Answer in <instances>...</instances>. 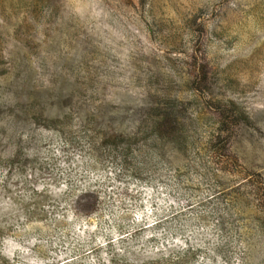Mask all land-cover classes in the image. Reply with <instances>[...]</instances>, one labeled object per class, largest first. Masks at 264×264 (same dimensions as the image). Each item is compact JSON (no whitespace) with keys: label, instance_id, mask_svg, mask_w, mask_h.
<instances>
[{"label":"rangeland","instance_id":"374dc122","mask_svg":"<svg viewBox=\"0 0 264 264\" xmlns=\"http://www.w3.org/2000/svg\"><path fill=\"white\" fill-rule=\"evenodd\" d=\"M37 24L43 113L0 103V264H264V0H0L6 57Z\"/></svg>","mask_w":264,"mask_h":264},{"label":"trees","instance_id":"16d2710c","mask_svg":"<svg viewBox=\"0 0 264 264\" xmlns=\"http://www.w3.org/2000/svg\"><path fill=\"white\" fill-rule=\"evenodd\" d=\"M49 8V7H48ZM50 13L52 15L55 14V12L50 11ZM38 16V13L36 10H34L33 12V17ZM57 25V20H51L49 21V32H56L59 27L56 26ZM44 35H49V32L47 29H42ZM38 32V24L34 25V26H26V25H20V26H16L13 30V35H14V39H16L17 41H19V44L21 45L22 49L25 51L24 54H19L17 51L13 52L11 51V53H8L10 55H6V50H7V42L5 40V36L2 32H0V72L1 70H3L4 66H5V61L9 60V64H11V68L13 69L11 74V77L8 76V74L10 73V71H2V73H0V103L3 104H7V103H12L13 102L16 105H19L18 99L13 98L12 97H16V95L18 94L17 92H20V88L21 90L26 89V93L29 95V101L30 103L26 106V109H35V111L37 112V114H39V116L42 115L43 113V109H38V104H36V98H38V96L36 95V91H35V81H34V68L32 67V63L30 62V58L32 56V54L34 53V46L30 45V41H31V37L35 35V33ZM45 37V36H44ZM47 37H45L46 39ZM20 51V50H18ZM32 53V54H31ZM17 55V56H16ZM22 55V57L20 56ZM10 68V69H11ZM8 76V77H7ZM34 87V88H33ZM85 88H82L80 86H77V84H75L72 88L71 91V95L72 98L74 100V98L78 101L80 100L82 97V95L85 92ZM100 91L99 90H94L93 96H99ZM91 104L89 102V104L85 105L83 103H77L74 102L73 103V111L77 112L78 115L81 114H85L86 112H91V114L88 116L86 115V118H89L91 121L94 120L95 115L98 114L100 112V110L98 109V107H91ZM84 116V115H83ZM164 120H166V116H163Z\"/></svg>","mask_w":264,"mask_h":264}]
</instances>
